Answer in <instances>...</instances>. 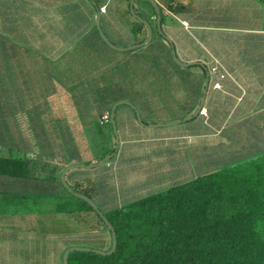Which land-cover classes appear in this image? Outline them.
Wrapping results in <instances>:
<instances>
[{
	"label": "crops",
	"instance_id": "1",
	"mask_svg": "<svg viewBox=\"0 0 264 264\" xmlns=\"http://www.w3.org/2000/svg\"><path fill=\"white\" fill-rule=\"evenodd\" d=\"M131 1L134 13L151 26V38L140 47L113 49L98 31H94L97 30V20L113 44L126 47L138 43L135 39L139 34L131 32L134 21H139L131 13ZM153 1L160 12L161 30L170 38L178 59L201 62L204 68L197 64L187 67L193 72L203 71L204 82L205 69L209 73L201 106L206 114L193 115L200 104L204 82L199 97L174 90L176 101H197L198 105L190 113L189 106H183L177 115L165 120L152 121L147 117L145 124L141 125L129 106H117L115 123L119 145L115 155L95 167L75 168L66 173L69 185L83 181L94 186L93 199L102 210L112 208L114 205L111 207L110 204L118 194L127 202L133 201L168 189L173 184L186 183L264 155V0ZM102 6L104 12L99 10ZM146 35L147 30L142 40ZM160 41L170 49L158 30L156 10L149 0H0V131L7 130L3 123L8 119L12 122L13 133L22 131L31 135L28 119L40 116L45 134L53 136V129L70 128L72 134L77 135L82 128L78 115L72 114L77 110L67 105L73 100L63 89L69 81L101 85L107 80L114 85L138 73L139 82L152 85L146 71L150 64L147 55L153 48L146 45L149 42L157 45ZM121 64L128 72L123 78L117 72ZM214 64L225 74L223 78L209 72ZM217 80L220 88L213 86ZM171 83L174 88L179 87L178 79L171 80ZM36 87H43V92L37 91ZM141 99L138 100L140 103L143 102ZM121 100L134 104L143 117L145 109L135 103L137 100ZM187 117L190 118L169 123ZM153 122L169 124L149 126ZM80 141L79 138L81 147ZM112 144L115 146L114 136ZM27 146L31 157L37 147L30 138ZM45 147L47 151H64L50 141ZM0 150L6 152L4 148ZM50 190L48 188L47 192ZM0 191L36 192V189L0 178ZM97 198L101 203L95 201ZM46 215L52 214L48 212ZM0 216L7 217L0 219L1 222L10 221V224H0V232L8 228L28 231L32 223L21 224L20 219L30 221L37 214ZM48 219L36 220L40 228L48 229ZM14 237L0 238V251L7 253L4 259L9 260L15 255L10 249H4L19 245L20 239ZM55 237L57 241L53 238L48 242L44 239L25 240L29 241L25 246L37 247L34 250L37 256L30 253L33 256L27 257L32 262L38 258L40 263L50 257L51 264H58L66 237L63 241L61 235ZM37 240L42 242L37 245Z\"/></svg>",
	"mask_w": 264,
	"mask_h": 264
},
{
	"label": "trees",
	"instance_id": "2",
	"mask_svg": "<svg viewBox=\"0 0 264 264\" xmlns=\"http://www.w3.org/2000/svg\"><path fill=\"white\" fill-rule=\"evenodd\" d=\"M145 30L142 22L134 21L131 32L139 34L135 39L137 42L142 40ZM160 42L162 45L151 42L146 45L153 48L147 55L150 64L146 74L153 72V76L164 68H171L174 73L168 77L178 79L180 90L199 97L204 72H193L190 67L177 65L168 45ZM122 65L118 68L122 69ZM132 75L114 85L107 80L101 85L69 81L63 89L73 100L71 104H75L77 112L86 116L83 122L78 116L82 128L77 135L72 134L70 128L53 129V136L45 134L40 116L28 119L31 135L22 131L15 134L8 129L7 133L0 131V136L7 139L5 146L0 142V148L6 150L4 153L0 150V178L36 189V192L0 191V215L36 213L41 221L47 218L48 212L55 215L50 218V232L66 235V245L60 253L61 264L64 250L79 245L75 240L79 231H100L104 241L101 250L111 247V233L104 221L86 201L64 188L60 174L71 163L89 164L113 151L114 134L109 114L114 102L127 98L125 93L131 96L129 100H137L135 103L143 110L147 107V101L143 100L146 93L132 89L136 82L132 84L131 78L139 79V74ZM171 78L161 82L159 87H171ZM38 89L42 93L44 88L36 87ZM139 99L143 102L140 103ZM185 104L189 106L190 113L198 102ZM106 113L108 120L103 121L102 116ZM19 125L21 128L20 122ZM15 136L23 145L18 148L19 154L13 153ZM29 138L37 147L31 157L27 146ZM49 141L64 151L45 150ZM261 158L264 155L255 159ZM254 165V170L250 172H245L240 165L231 166L186 183L173 184L165 191L146 195L125 205L105 211L99 208L115 229V249L110 254L74 250L68 254V263L264 264V160ZM70 186L94 201L95 188L91 183L79 181ZM48 188L50 192H47ZM63 223L65 228L59 231L57 226Z\"/></svg>",
	"mask_w": 264,
	"mask_h": 264
},
{
	"label": "rangeland",
	"instance_id": "3",
	"mask_svg": "<svg viewBox=\"0 0 264 264\" xmlns=\"http://www.w3.org/2000/svg\"><path fill=\"white\" fill-rule=\"evenodd\" d=\"M120 69L121 68H118L117 72L120 73L122 77L125 76L126 74H128V72L125 71L124 68L122 70H120ZM164 70L163 71H159L158 73H155V75H153L154 77L151 76V74H154L153 72H149V73L146 74L147 75L146 77L150 81H152L153 79H159L158 83H157L156 80L155 81L153 80L154 83L151 82V84L154 86L153 88L146 87V85H144L146 83H144L142 81L139 82L137 77L136 78H133V77L131 78L132 84H135V82H136V84L133 86L134 88H132V89L138 90L139 92H145L146 93L143 98L147 101V107L145 108V111L143 112V117L141 116L142 123H140L137 120V122L139 124H141V125L145 124L144 121H146V120H144V119H147V117L152 119V121H159L161 119L165 120L167 118H170L171 116L177 115V113H179L181 111V107L183 108V106H186V104L182 103V101L181 102L176 101V99L174 97L173 91L174 90H179L180 91L179 87H175V88H174V86H171L169 88L159 87V84H161V82L170 79L171 77H168V76L170 74L173 75V73H174L171 70V68H167V70L164 68ZM171 80H174V77H172ZM124 95H125V97H127V99L131 98L130 95L127 96V93H125ZM141 96H143V95H141ZM74 105L75 104L69 103L70 107L71 106L74 107ZM146 112H148V114L144 115V113H146ZM72 114L74 116H76V115L80 116L81 117L80 119H82V122L86 118L85 115H82L80 112H77V111H73ZM4 121H5V123H3V125L4 124H6V125H4L3 128H7L8 130H11V132H12L14 129L12 127H10L11 126L10 120L7 119V120H4ZM169 121H171V120H169ZM172 121H175V120H172ZM153 123L155 124L156 122H153ZM177 124H179V123H177ZM7 132L8 131H3L2 133H7ZM15 139H16V144H15L16 148H15L13 153H17L18 152L17 154H19L18 148H22L23 145H21V142H18V140H17L18 138L16 136H15ZM6 141H7L6 136L5 137L0 136V142H1V144L3 146L6 145ZM263 160H264V158L263 159L262 158L261 159H254L253 162L249 161V162H244V163H241V164H238V165L244 167L245 168V172H250V171L254 170V166H255L254 164L255 163L262 162ZM165 190H166V188H163V190H161L160 192L165 191ZM117 196L118 197L116 199L114 198L112 200V203L110 204L111 207L113 205H114L113 207H115V205L116 206L125 205L128 202L132 201V200H130V201L128 200V202H127V200H125V198L121 197L119 194ZM97 199L95 201H99V203H101L99 198H97ZM51 216H55V215L47 216V217H49L48 221H50ZM39 217L40 216H36V218H34V219L31 218L30 221H28V219H25V218L20 219V223L21 224H28L29 225L30 223H32L31 224L32 228L30 230H28V231L26 229H21V228L20 229L8 228V229H5V231L0 232V238H3L4 236L6 238H8L9 236H11V237L15 236L14 238H19L20 239V243H17V244H19L18 246L16 245V246L11 247V248H9V247L5 248L4 247V249H6V251H9V249H10L11 252L15 254L14 256H10L9 260L8 259H4V256L7 253L5 252V254H2L3 251L2 250L0 251V254H2V256L0 255V264H51V262H49V259H51L50 257H46V261L41 262V263L38 262V260H37L38 258H35L34 259L35 263H33L34 261L32 262V260L29 257H27V256H33L30 253L34 254V250L37 249V247L36 246L35 247L25 246L24 244L29 242V241H25V240L30 239V238L31 239H44L47 242H48V239H50V238L56 239L54 241L58 240L55 237V234H52L50 232L51 231L50 228L52 227L51 223H49L48 229L40 228L41 226L39 225L38 221L36 220ZM5 218H7V217L6 216H2V217L0 216V219H5ZM3 222H1V220H0V224L1 223L10 224L9 220L8 221L3 220ZM35 223H38V225L35 224ZM62 225H63V227H61ZM62 225H58L57 226L59 228V231L63 230V228H65V223H63ZM101 236H102V233L100 231H93V232H89V233H85L83 231H79V233H76V235H75V240H77L78 243H79V245H77V246H86V247H89V248L101 249V248H103V245H104V241L101 240ZM61 237H62V239L61 238L60 239L63 241V238L66 237V235H61ZM40 241L42 242V240H37L38 243H36V244L37 245L40 244ZM52 243L58 244V242H52ZM45 249L49 250L51 248L50 247H47V248L45 247ZM36 256L37 255H35V257ZM47 256H50V255L48 254ZM58 264H60V262Z\"/></svg>",
	"mask_w": 264,
	"mask_h": 264
},
{
	"label": "water",
	"instance_id": "4",
	"mask_svg": "<svg viewBox=\"0 0 264 264\" xmlns=\"http://www.w3.org/2000/svg\"><path fill=\"white\" fill-rule=\"evenodd\" d=\"M149 1L152 3V5L154 6V8L156 10L157 22H158V30H159L160 34L163 36V38H165V40L169 43L170 49H171V55H172L173 60L177 64H179L181 66H184V67L197 64V65H200V66H202L204 68L205 66L201 62H183V61H180L178 59V57L176 55V52H175V49H174V46H173L170 38L168 36H166L161 30V26H160V22H159V20H160V12H159V9L157 7V4L153 0H149ZM130 10H131V13L139 21H141L145 25L146 30H147V35H146L144 40H142L141 42L135 43L133 45H130V46L121 47V46H117V45L113 44L106 37L104 32L102 31V29L100 27L99 19L97 20V23H96L97 31L99 32V34H100L101 38L104 40V42L107 45H109L111 48H113V49L126 50V49H133V48H136V47H140L141 45H144L145 43H147L150 40V38H151V35H152L151 26L149 25V23L147 21L143 20L141 17L137 16L134 13V11H133V1H131ZM98 17H99V15H98ZM208 81H209V73L205 69V82H204L203 95L201 97V101H200V104L198 105L197 110L193 114L194 116H196L199 113V110L201 109V106L203 105L204 95H205V92H206V89H207ZM121 104H125V105L129 106L135 112L137 120L140 123H142L140 113H139V111L137 110V108L135 107L134 104H132L131 102H129L127 100H118V101H116L112 105L111 110H110V122H111L112 130H113V134H114V137H115V146H114L113 151L110 154L106 155L104 158L98 159V160H96L94 162H91L89 164H85V163H73V164H70V165L66 166L62 170V172L60 174V180H61V183L64 186V188H66V190L71 192L74 196L86 201L97 212V214L100 216V218L104 221V223L106 224V226L108 227V229L110 230V233H111V238H112L111 247L108 250H101V249H96V248H89V247H86V246H77V245L70 246L67 249H65L63 254H62V264H69L68 263V254H69V252L74 251V250L90 251V252H94V253H98V254H110L115 249V246H116V232H115L114 227L112 226L110 221L106 218V216L103 214V212L99 209L97 204L92 199H90L89 197H87L86 195H84L82 193H79V192L73 190V188L68 184V182L66 180V173L69 170H72V169H75V168L95 167V166H97V165H99L101 163H104L105 161L109 160L111 157H113L115 155V153L117 151V148H118V145H119V135H118V131H117L116 123H115V110H116L117 106H119ZM189 118L190 117H187V118H184V119H178V120H175V121H172V122H169V123L181 122L182 120L189 119ZM169 123H156V124H150L149 126L166 125V124H169Z\"/></svg>",
	"mask_w": 264,
	"mask_h": 264
},
{
	"label": "built area",
	"instance_id": "5",
	"mask_svg": "<svg viewBox=\"0 0 264 264\" xmlns=\"http://www.w3.org/2000/svg\"><path fill=\"white\" fill-rule=\"evenodd\" d=\"M99 10H100V12H104L105 11V7L102 6V7L99 8ZM182 24L183 25H187V22L186 21H182ZM209 72L212 73V74L218 75L219 78H223L225 76V74L223 72L219 71V68H218V66L216 64H214V65L211 66ZM213 86L215 88H220V86H221L220 85V81L219 80L215 81L214 84H213ZM199 113L200 114H206V110L204 108H201L199 110ZM102 120L103 121H107L108 120V114L107 113L106 114H103Z\"/></svg>",
	"mask_w": 264,
	"mask_h": 264
}]
</instances>
